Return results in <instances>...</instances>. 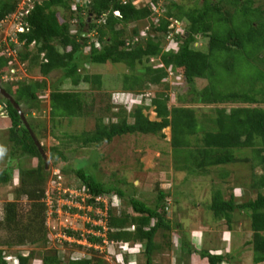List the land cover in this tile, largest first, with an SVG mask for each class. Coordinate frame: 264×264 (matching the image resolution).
Here are the masks:
<instances>
[{
    "label": "trees",
    "instance_id": "16d2710c",
    "mask_svg": "<svg viewBox=\"0 0 264 264\" xmlns=\"http://www.w3.org/2000/svg\"><path fill=\"white\" fill-rule=\"evenodd\" d=\"M18 1L0 0V23L15 12ZM37 1L39 4L35 2L30 15L23 18L26 33L18 35L23 50L12 58L6 55L4 46L0 48V77L10 76V71L19 64H26L28 73L36 68L43 78L32 83L8 81L3 85L27 119L32 133L36 136V127L29 122L28 115L41 112L45 103L52 122L88 115L84 93L62 88L68 83L72 88L87 84L95 90L101 89L100 75L81 72L85 63L126 68L128 73L120 80L123 93L133 96L145 94L153 87L159 90L148 97L146 105L135 106L129 113L120 109L114 115L115 123L106 125L101 118L94 129L66 137L79 148H88L129 135L164 139L162 132L169 129L174 171L202 178L214 172L218 180L228 174H218L217 169L247 163L240 153L250 151L252 171H261L252 175L251 190L256 193L255 198L238 202L236 193L224 194L220 188L222 182L212 179L215 188L209 194L208 209L214 220L225 222L229 230L240 217L248 220L251 240L245 246L251 247V263H264V107H249L264 105V69L260 67L264 64V11L253 8L254 0H231L228 4L237 8L233 13L208 0L201 7L188 9L175 0H149L142 7L135 0ZM183 21L184 31L176 32L174 24ZM130 26L133 28L129 31ZM164 39L170 40L173 50H165ZM202 41L206 42L205 51L194 47ZM12 48L16 50L15 46ZM244 66L255 69L249 84L238 80ZM172 73L187 87L189 103L214 109L199 117L192 108H170L169 96L162 89L167 90L166 80ZM51 74H55V82L48 85L45 79H51ZM197 82L205 85L198 89ZM47 88L49 95L42 99ZM3 105L0 120L6 125L11 155H18L0 173V185L12 182L15 195L13 201L0 205V232L5 235L0 238V248H5L0 249V264H9L7 252L13 248L42 246L45 249L49 245L45 227L49 173L16 110L7 101ZM219 105L236 107L215 109ZM105 108L107 114L111 112L110 104ZM151 108L154 121L143 113ZM51 151L54 154L56 149ZM22 159L36 160L37 165L24 170ZM73 173L78 185L65 188L58 200L89 209L87 214L91 218L87 217L90 220L85 226L90 232L81 235L67 229L65 234L88 244L91 257L62 261L56 251L47 249L38 254L40 260H34L37 256L34 251L26 256L17 254L18 264H29L32 260L38 264H108L95 249L104 244L125 251L124 255L116 251L113 257L117 261H123V256L139 255L141 264H157L155 258L175 250L179 257L197 254L205 264H233L234 257L230 255L198 251L188 241L177 239V235L172 238L166 211L170 200L168 190H160L152 205L131 197L128 200L131 211L116 212V198L124 197L120 189L101 182L88 166ZM53 181V186L59 184L56 179ZM54 192L51 196L55 216ZM66 211L86 217L81 208L67 207Z\"/></svg>",
    "mask_w": 264,
    "mask_h": 264
},
{
    "label": "rangeland",
    "instance_id": "374dc122",
    "mask_svg": "<svg viewBox=\"0 0 264 264\" xmlns=\"http://www.w3.org/2000/svg\"><path fill=\"white\" fill-rule=\"evenodd\" d=\"M149 0H135L138 7L144 6ZM210 4L218 5L220 8L233 13L237 8L231 7L228 3L231 0H208ZM176 3L181 4L185 8H197L203 5L204 0H175ZM26 0H19L17 3L18 8L24 6ZM253 8H260L264 11V0H254ZM162 15L159 14V16ZM19 16L17 11L16 17ZM13 18H9L6 22L0 23V45L14 37ZM18 23V22H16ZM15 23V24H16ZM178 31H184L186 22L174 24ZM173 25V26H174ZM133 26L129 27V31ZM84 37H87L85 35ZM144 37V36H143ZM91 38H89L90 40ZM137 40V38L135 39ZM163 47L165 50H173L170 46V40H163ZM194 47L201 51L206 50V42H197ZM32 49V47H30ZM23 50L22 45H19L17 52ZM264 55V53H263ZM155 63V62H154ZM26 64L18 65L12 71L13 75L10 80L22 81L25 83H32L39 81L43 78L39 75L38 70L35 68L32 73H28L25 69ZM264 69V64L260 65ZM83 74L100 75L102 86L100 90H95L87 84H81L77 88H72L68 83H65L62 88L64 90H74L84 93V98L89 105L88 115L81 119L62 120L61 122H52L49 117V109L47 103L42 105L41 112H34L28 115V119L36 127V140L45 149L46 157V172L49 173L48 181L46 183L47 201L46 209L48 210L45 227L49 233V245L44 249L39 247H19L9 250L7 261L9 264H17V254L26 256L28 253L34 251L37 254L34 260H40V252L45 253L47 249L56 251L62 261L73 258H90L91 255L87 252L90 247L85 242H77L66 236L65 231L71 230L79 232L81 235L89 233L85 224L88 223L87 214L88 210L83 209L78 204H70L63 200H58L59 194L65 188H71L78 185V179L74 175V171L81 167H90L97 178L106 185L116 187L124 194L121 199L116 198L114 205L116 212L125 211L130 212L131 209L128 204L129 198L133 197L140 199L148 204L155 201L157 193L161 190H168L170 192L169 204L167 206L168 219L171 223L172 238L174 236L185 241H188L190 246L198 251H212L234 257L233 264H252L251 247H246V242L251 240V232L248 220L241 219L228 225L223 221H215L210 213L208 206L210 204L209 194L214 190L212 182H222L220 185L221 190L224 192H232L237 194L236 200L242 202L244 200L255 198L256 193L251 190L253 172L256 175L261 173L260 169L252 171V160L250 151L246 150L241 152V158L248 160L247 163H240L221 167L217 169V173H223L228 176L224 179L218 180L214 177L215 173L212 172L211 176L199 177L195 174L177 173L174 170L171 149L169 146L170 130H163L164 139L142 135H129L120 138H115L110 144H102L99 146H90L88 148H79L78 145L71 142L66 135H77L82 131H90L94 129V125L98 119L102 118L104 124L110 122L115 123L114 115L120 110L124 109L129 113L135 106H143L148 103V97L157 92L158 88H150L145 91V94L140 95H126L121 91V77L123 74L128 73L126 68L122 66L112 67L110 65L98 66L85 63L83 65ZM255 69L244 66L238 80L242 84H249ZM51 79H45L47 84H53L55 81V74H51ZM178 77L170 75L167 78V90L162 89L169 96L168 106L171 107H188L194 109L197 116L209 114L214 107H206L193 105L189 103V96L186 95L187 87L183 86ZM8 78L0 77V86L5 89ZM4 85V86H3ZM205 84L197 82L196 87L202 88ZM161 91V89H160ZM48 88L43 92L41 98L48 97ZM110 96V98H109ZM188 99V101H187ZM46 101V100H45ZM111 105V112L107 114L106 106ZM115 105V106H114ZM244 107L241 105H237ZM236 107V105L217 106L216 108ZM249 107H264L249 106ZM149 120H155V114L152 108L143 111ZM200 117V116H199ZM27 120V119H26ZM132 123L131 120H128ZM4 126V124H3ZM56 149V152L51 151ZM12 147L7 141V129L0 127V173L5 171L9 165V160L12 157H17V153L11 155ZM57 153V155H56ZM23 160V159H22ZM37 161L33 159H24L21 166L24 170L35 167ZM16 178V177H15ZM58 178L60 180H58ZM59 182L53 186V180ZM14 185L9 183L7 185H0V205L6 202H11L15 199L13 193ZM66 190V189H65ZM54 192L57 200L54 210L55 216L52 214L53 199L51 194ZM59 191V192H57ZM74 194V192H72ZM55 200V201H56ZM168 202V201H167ZM22 203H25L24 201ZM69 208H81L84 212L83 216L78 217L71 215L66 211ZM1 208V206H0ZM200 210V211H199ZM56 211V212H55ZM100 214V212H97ZM242 216V215H241ZM99 217V216H98ZM91 218V217H90ZM100 225L102 222H98ZM5 236L0 232V238ZM157 243L159 238L157 237ZM85 248L78 249V246ZM139 247V246H137ZM0 249H5L1 247ZM98 253L102 256L108 264H126L134 263L141 264L142 260L139 255H128L127 258L123 256V261L115 260L113 255L117 252L124 255L125 251L118 250L117 246L106 245L97 248ZM85 250V251H83ZM121 251V252H120ZM172 250L171 252L160 255L155 258L157 264H205L198 255L181 256ZM36 258V259H35ZM29 264H38L30 261ZM226 264V263H222ZM264 264V263H260Z\"/></svg>",
    "mask_w": 264,
    "mask_h": 264
},
{
    "label": "clouds",
    "instance_id": "9594fccd",
    "mask_svg": "<svg viewBox=\"0 0 264 264\" xmlns=\"http://www.w3.org/2000/svg\"><path fill=\"white\" fill-rule=\"evenodd\" d=\"M26 2L27 3H24V6H22L21 8H18V6H16V9H15V12L12 14V15H9V16H7V18H6V20H4L5 22L9 19V18H13V20H14V22H13V25H14V37L13 38H11L10 40H8V42H9V45L7 46L6 45V41H4V43L3 44H1L0 45V48L2 47V46H4L5 47V53H6V55H8V53L9 52H11V53H13V55H11L10 57H12V58H15L16 56H17V49H18V47H19V45H22V44H20L19 43V41H18V35L19 34H23V33H26V25H24V22H23V18H25L26 16H28V15H30V13H31V11H32V9H33V7H34V5H36V3L35 2H37V4H39V1H37V0H26ZM17 11H18V13H19V15H21V16H17V18H18V20L17 21H15V19H14V17L16 16V13H17ZM3 21V22H4ZM3 22H1V23H3ZM16 22H18V23H16ZM16 23V24H15ZM18 26H20V27H22V29H23V31L22 32H18V33H16V28L18 27ZM12 46H15L16 47V50H14L13 48H12ZM8 51V52H7ZM9 56V55H8ZM11 76V75H10ZM10 76H4V78H8V80L9 81H12V80H10ZM3 109H4V107H0V116H3ZM8 262V261H7ZM17 264H18V262H17Z\"/></svg>",
    "mask_w": 264,
    "mask_h": 264
},
{
    "label": "water",
    "instance_id": "95a60500",
    "mask_svg": "<svg viewBox=\"0 0 264 264\" xmlns=\"http://www.w3.org/2000/svg\"><path fill=\"white\" fill-rule=\"evenodd\" d=\"M86 34H83V36H85ZM0 96L6 100L7 102H9L13 108L16 110V112L18 113L19 117H20V120L22 122V124L24 125V127L26 128V130L28 131L30 137L32 138L36 148L38 149V152L39 154L41 155L43 161H44V166H45V169H46V164H47V161H46V157H45V154L41 148V146L39 145V143L37 142L34 134L32 133V131L30 130L29 128V125L27 123V121L25 120V117L23 115V113L21 112L19 106L15 103V101L13 100V98L8 94L6 93L0 86Z\"/></svg>",
    "mask_w": 264,
    "mask_h": 264
},
{
    "label": "built area",
    "instance_id": "2783aa9c",
    "mask_svg": "<svg viewBox=\"0 0 264 264\" xmlns=\"http://www.w3.org/2000/svg\"><path fill=\"white\" fill-rule=\"evenodd\" d=\"M117 15H118V14H117ZM19 16H21V15H19ZM14 19H15V21L18 20V18H17L16 16L14 17ZM22 31H23L22 27L18 26V27L16 28V33H18V32H22ZM7 52H8V51H7ZM8 55L11 56V55H13V53L9 52ZM12 73L14 74L13 71H10V74H11V75H13ZM71 194H72V193H71Z\"/></svg>",
    "mask_w": 264,
    "mask_h": 264
},
{
    "label": "flooded vegetation",
    "instance_id": "af4514ba",
    "mask_svg": "<svg viewBox=\"0 0 264 264\" xmlns=\"http://www.w3.org/2000/svg\"><path fill=\"white\" fill-rule=\"evenodd\" d=\"M1 88L5 91V89L1 86ZM6 92V91H5ZM3 101H6V100H4L1 96H0V107L2 106V107H4V105H3Z\"/></svg>",
    "mask_w": 264,
    "mask_h": 264
},
{
    "label": "crops",
    "instance_id": "0c3cea01",
    "mask_svg": "<svg viewBox=\"0 0 264 264\" xmlns=\"http://www.w3.org/2000/svg\"><path fill=\"white\" fill-rule=\"evenodd\" d=\"M2 117V116H1ZM1 121V120H0ZM3 124H4V126H3ZM0 127L2 128V129H6V125H5V123H3L2 121H1V123H0ZM214 252V251H213ZM217 253H219V252H217ZM129 264H134V263H129Z\"/></svg>",
    "mask_w": 264,
    "mask_h": 264
}]
</instances>
